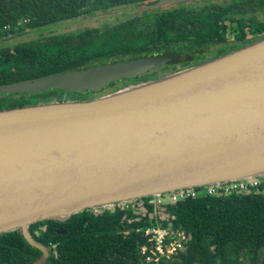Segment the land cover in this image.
<instances>
[{
	"label": "water",
	"instance_id": "obj_1",
	"mask_svg": "<svg viewBox=\"0 0 264 264\" xmlns=\"http://www.w3.org/2000/svg\"><path fill=\"white\" fill-rule=\"evenodd\" d=\"M186 0H154L146 9ZM13 37V36H12ZM145 56L0 84L2 93L101 92L152 75ZM264 175V37L95 97L0 110V233L97 205ZM66 233L67 229H58ZM4 264V263H0Z\"/></svg>",
	"mask_w": 264,
	"mask_h": 264
},
{
	"label": "trees",
	"instance_id": "obj_2",
	"mask_svg": "<svg viewBox=\"0 0 264 264\" xmlns=\"http://www.w3.org/2000/svg\"><path fill=\"white\" fill-rule=\"evenodd\" d=\"M153 1L0 0V41L123 5L138 7L132 16L113 25L1 46L0 84L153 55L169 56L164 70H177L202 63L204 56L214 52L219 56L264 37V19L256 14L264 12V0L213 1L197 6L180 2L147 12L144 5ZM149 76L128 80H147ZM62 91L2 93L0 110L49 102ZM72 93L71 99L87 97ZM154 208L148 205L141 219L132 210L95 212L88 208L66 220L34 222L29 229L50 247L43 264H142L140 247L147 239L137 228L151 224L148 212ZM157 208L168 216L164 223L191 234L186 248L164 264H264V189L189 198ZM41 255L20 229L0 233V263L31 264Z\"/></svg>",
	"mask_w": 264,
	"mask_h": 264
},
{
	"label": "built area",
	"instance_id": "obj_3",
	"mask_svg": "<svg viewBox=\"0 0 264 264\" xmlns=\"http://www.w3.org/2000/svg\"><path fill=\"white\" fill-rule=\"evenodd\" d=\"M9 27V25L6 26V28ZM259 189H264V175L199 187H187L155 196L97 205L90 209L95 212L115 211L117 209L132 210L135 214L139 215L137 218L141 219L143 216L140 215L145 213L147 206L153 205L155 207L154 210L148 212V219L151 221V224L137 228V231H143L147 239L140 247L141 262L142 264H164L174 260L179 252L186 248L187 243L191 239V234L183 228L173 226L171 223H164V219H168V216L167 214L160 213L157 208L158 206H164L189 198L252 192Z\"/></svg>",
	"mask_w": 264,
	"mask_h": 264
},
{
	"label": "rangeland",
	"instance_id": "obj_4",
	"mask_svg": "<svg viewBox=\"0 0 264 264\" xmlns=\"http://www.w3.org/2000/svg\"><path fill=\"white\" fill-rule=\"evenodd\" d=\"M213 1H221V2H226L228 0H186V1H182L185 4L188 5H192V6H197V5H201L207 2H213ZM180 3V2H178ZM176 5V3H174ZM174 5H169V6H164L162 8H160V10H164V9H169L171 7H173ZM138 7L134 6V5H123L117 8H112L109 9L107 11H100V12H96L87 16H80L76 19L73 20H67V21H62L60 23L55 24L54 26H49V27H45V28H40L37 30H29L26 32H22L19 33L17 35H15L12 38H9L6 41H0V47L7 45V44H14L18 41L21 40H25V39H31V38H39V36H47V35H51V34H56V33H62V32H68V31H76V30H80L86 27H103L105 25H113L121 20L127 19L130 16H132L133 13L137 12L136 9ZM157 8L155 9H148L147 12H153L156 11ZM159 9V8H158ZM257 16L259 18L264 19V12L259 11L256 13ZM250 43V42H249ZM216 52H214L213 54H209L207 56H204V58L202 59V62L213 59L215 57H217L218 55L215 54ZM180 69L177 70H160L159 72H156L154 74H152L151 76H149L147 78V80H153V79H157L160 77H163L165 75H168L170 73H173L175 71H178ZM147 80H137V81H133V80H125L122 79L119 82H117L113 87L110 88L109 91H115V90H119V89H123L125 87L137 84V83H141L142 81H147ZM108 90H103L99 93H88L87 97H95L96 95L99 94H103L106 92H109ZM74 95L72 93V91H62V93H59L55 99H53L52 101H56L57 99L61 98V99H71V96Z\"/></svg>",
	"mask_w": 264,
	"mask_h": 264
}]
</instances>
